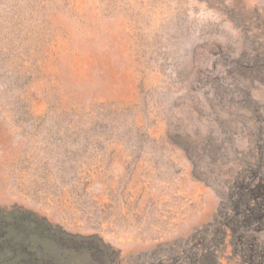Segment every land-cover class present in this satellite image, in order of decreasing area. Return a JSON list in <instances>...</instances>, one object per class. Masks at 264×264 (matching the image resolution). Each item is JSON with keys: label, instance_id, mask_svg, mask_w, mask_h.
<instances>
[{"label": "rangeland", "instance_id": "rangeland-1", "mask_svg": "<svg viewBox=\"0 0 264 264\" xmlns=\"http://www.w3.org/2000/svg\"><path fill=\"white\" fill-rule=\"evenodd\" d=\"M0 264H264V0H0Z\"/></svg>", "mask_w": 264, "mask_h": 264}, {"label": "trees", "instance_id": "trees-1", "mask_svg": "<svg viewBox=\"0 0 264 264\" xmlns=\"http://www.w3.org/2000/svg\"><path fill=\"white\" fill-rule=\"evenodd\" d=\"M66 238H67V237H66ZM59 241L62 242V243H65L66 245H69L68 240L65 239L64 237H60V238H59ZM30 255L33 256L32 254H30Z\"/></svg>", "mask_w": 264, "mask_h": 264}]
</instances>
